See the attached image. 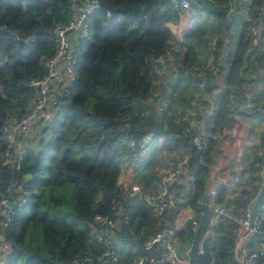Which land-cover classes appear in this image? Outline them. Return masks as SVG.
<instances>
[{
  "label": "trees",
  "instance_id": "trees-1",
  "mask_svg": "<svg viewBox=\"0 0 264 264\" xmlns=\"http://www.w3.org/2000/svg\"><path fill=\"white\" fill-rule=\"evenodd\" d=\"M258 1L250 0L253 19ZM98 2L100 7L87 15L86 34L76 40L74 79L68 82L50 123L44 126L47 139L39 140L38 150L22 156L19 169L1 164L6 145L0 131V190L25 173L31 175L23 183L25 200L13 208L5 232L13 241L5 264H69L75 256L97 254L103 246L91 238L93 215L109 211L116 201L121 202L129 219L115 235L113 248L118 259L108 264H128L141 251L144 238L157 229L159 218L143 194L119 195L115 182L123 161L128 162L143 193L153 196L159 190V154L189 150L196 188L188 201L201 210L198 200L203 198L207 177L202 162L216 159V140L210 138L200 159L179 118L191 106L197 90V78L190 67L207 58L211 43L221 44L232 0H192L197 13L190 21L179 17L168 0ZM239 9L235 5L230 12L238 14ZM71 16L70 0H0V130L9 117L25 112L33 95L31 81L46 74L45 61L56 50L53 27L68 22ZM250 23H235L228 51L233 59L224 75L225 87L217 93L212 113L205 120L212 134L240 141L247 137L248 121L233 118L228 109L230 95L239 93L248 82L246 73L253 63L264 59L258 54L245 61ZM178 27L183 32V50L177 72L167 76L166 84H159L169 88L170 94L166 110L157 114L148 103L154 88L148 63L165 51ZM183 68H188L187 74ZM261 79L264 86V75ZM154 125L165 126L168 136L151 133L148 153L134 163L127 161L125 138L139 139ZM141 130L146 133L142 135ZM158 137L163 141L153 144ZM226 165L232 173L233 164ZM65 183L74 185L70 219L58 210L63 200L56 190ZM233 224L228 218H219L209 230L212 264H232Z\"/></svg>",
  "mask_w": 264,
  "mask_h": 264
},
{
  "label": "built area",
  "instance_id": "built-area-1",
  "mask_svg": "<svg viewBox=\"0 0 264 264\" xmlns=\"http://www.w3.org/2000/svg\"><path fill=\"white\" fill-rule=\"evenodd\" d=\"M72 5L71 19L66 23H55L52 33L55 39L56 50L52 57L45 61L46 74L32 80L33 95L23 114L9 117L2 125L1 135L5 142L1 164L20 168V160L28 149L18 137V132L29 135L36 126L47 125L52 113L48 104H56L60 95L53 94L58 74L55 70L57 63L62 64L68 77V82L74 79L73 64L74 50L71 49L69 37L74 39L86 34L87 15L100 7L98 0H70ZM176 14L184 20H192L197 13L192 7V0H168ZM233 1V0H232ZM250 0H239V13H227V28L221 37V44L215 42L207 47V58L193 65L191 70L197 78V90L191 106L184 109L179 120L184 123V131L188 136L195 153L201 157L207 152L210 138L216 140L217 156L214 161L202 162L207 168V177L202 189L203 198L198 203L205 202L211 209L205 234L216 226L219 218H228L233 221L231 229L232 264H264V193L257 207L251 213L260 193L264 189V92L255 85L254 79L264 75V59L253 63V68L247 71L248 94L232 93L228 109L233 116L255 118L258 117V132L260 141L250 160L249 166L244 164V154L240 148V139H230L220 133L212 134L206 128L205 120L210 117L215 102L216 88L212 84L214 78L222 75L224 66L228 67L233 59V53H228L229 43L235 34V23L238 20L251 22L248 27V38L244 54L245 61L252 60L256 55L264 56V0H259L255 6L256 17L251 18L249 12ZM230 12V13H229ZM106 15L109 12L106 11ZM184 37L180 27L169 41L165 51L153 57L148 63V74L151 76L154 88L148 98L157 114L163 113L168 106L170 89L161 86L168 82L167 74L177 72L175 60L181 56ZM214 56L215 60H214ZM188 68H183L187 74ZM212 79V81H211ZM161 84V85H159ZM225 86L223 85V88ZM257 91V92H255ZM261 92V93H260ZM244 95L242 99L241 96ZM212 107L211 109H209ZM204 124V128L201 124ZM41 124V126H40ZM40 129V128H39ZM38 129V130H39ZM152 134H145L139 139L126 137L124 144L128 149L130 163L143 158L149 150ZM47 139V136L45 137ZM160 143L156 140L153 142ZM167 155V166L162 168L158 192L150 196L144 194L138 182L134 179V172L129 170V177H122L119 170L116 178V188L122 198L142 195L149 202L152 211L159 218L157 229L148 235L141 244V251L135 254L128 264H156L158 261L165 264H200L189 263L188 254L182 256L179 252L181 233L191 239L198 227L202 211H197L188 201L196 188L193 168L191 166L192 152L180 148L169 154L162 151L159 156ZM159 157V158H160ZM227 163L233 164V172L227 171ZM128 167V162L124 163ZM159 167V165H157ZM163 167V166H161ZM23 176L20 180H11L3 191L0 190V264H5L9 248L13 241L5 237L9 226L13 208L25 200ZM222 191V194H221ZM128 214L124 211L120 201H116L111 209L105 213H95L91 221V238L103 248L95 255L85 254L75 256L69 264H108L117 261L114 251L116 232L123 223L128 222ZM189 251V250H188ZM211 252V251H210ZM212 264V263H211Z\"/></svg>",
  "mask_w": 264,
  "mask_h": 264
},
{
  "label": "crops",
  "instance_id": "crops-1",
  "mask_svg": "<svg viewBox=\"0 0 264 264\" xmlns=\"http://www.w3.org/2000/svg\"><path fill=\"white\" fill-rule=\"evenodd\" d=\"M233 2V6H235V5H239V0H233L232 1ZM73 36H75V34H71V36L69 37V40H70V46H71V49L72 50H74V47H75V44H76V40H77V38L76 39H74L73 38ZM178 62V60H177V58H176V60H175V63L174 64H176ZM55 70H56V72H57V74H58V79H57V81H56V87L53 89V94H57V95H62L63 93H64V91H65V89H66V86H67V84H68V77H67V75H66V73H65V71H64V69H63V66H62V64H59V63H57L56 65H55ZM227 71V67H225L224 66V70H223V73H222V75H220V76H218V77H216V78H214L213 79V81H212V79H211V81H212V84L214 85V88H216V90H217V93H219L220 92V90L223 88V85H224V75H225V72ZM169 74H171V72H169L168 74H167V76L169 75ZM263 76H260V77H256L255 79H254V82H255V85L258 87V88H260L261 90H262V92H264V86H263V84H262V78ZM248 82H246L241 88H239L240 89V92L241 93H243V94H248V92H250L251 90V88H249L248 87V84H247ZM255 92H257V91H255ZM217 93L215 94V97L214 98H216V95H217ZM261 93V92H260ZM241 98L243 99L244 98V95H242L241 96ZM216 100V99H215ZM212 107H210L209 109H211ZM48 109L50 110V112L51 113H53V111H54V109H55V105L54 104H48ZM233 116V115H232ZM237 118L236 116H233V118ZM258 117H255V118H251V117H247L246 118V120L248 121L247 122V125H248V129L246 130V134L247 135H249L251 132H253V131H255L256 132V130H258ZM250 120V121H249ZM40 126H41V124H40ZM45 126H47V125H45ZM201 126L204 128V124L202 123L201 124ZM40 128V129H39ZM162 128H166L165 126H163ZM39 129V130H38ZM257 134H259V132L257 133ZM43 136H47V133L46 132H44V126H42V127H39V126H36V128L34 129V132L32 133V134H29V135H23V134H21L20 132H18V137L23 141V143H24V145L28 148V149H34L37 145H38V142H39V140L40 139H42L43 138ZM231 139V138H230ZM232 139H238V138H232ZM245 139V141L246 142H248V140L246 139V138H244ZM157 140H159V141H163V138L162 137H158L157 138ZM252 140H253V138H252ZM246 142H241V141H239V144H240V147L242 148V144L243 145H245L246 144ZM253 142H255V147H254V152H255V150H256V147L260 144V145H262L263 143V140H262V142L260 141V137L258 136L257 138H256V140L254 139L253 140ZM243 151V150H242ZM243 154H244V152H243ZM253 157V156H252ZM252 157H250L249 159H246L245 158V156H244V164H245V166L247 165V166H249V164H250V160H251V158ZM125 162L123 161L122 162V164L120 165V172H121V176L122 177H129V170H130V168L129 167H127V166H125V164H124ZM246 166V167H247ZM233 169V168H232ZM181 241H180V243H179V252H180V254L182 255V256H186L187 254H188V250H189V238H188V236L187 235H185V233H182L181 234ZM156 264H165V263H163V262H160V261H158Z\"/></svg>",
  "mask_w": 264,
  "mask_h": 264
},
{
  "label": "water",
  "instance_id": "water-1",
  "mask_svg": "<svg viewBox=\"0 0 264 264\" xmlns=\"http://www.w3.org/2000/svg\"><path fill=\"white\" fill-rule=\"evenodd\" d=\"M49 124L50 119L46 120ZM152 134H160L164 136H168L169 130L166 128H162L158 125H154L150 130ZM146 132L141 130V134L144 135ZM24 176L28 179L30 178V173H25ZM264 193V189L260 193L251 213H253L257 207V204ZM201 215L199 217L198 227L191 239V244L188 252V261L189 263H200V264H211L213 261L212 254L209 249V240L208 236L205 234V230L207 227L208 220L211 216V209L204 202L201 206Z\"/></svg>",
  "mask_w": 264,
  "mask_h": 264
},
{
  "label": "rangeland",
  "instance_id": "rangeland-1",
  "mask_svg": "<svg viewBox=\"0 0 264 264\" xmlns=\"http://www.w3.org/2000/svg\"><path fill=\"white\" fill-rule=\"evenodd\" d=\"M236 123H238V121H236ZM244 126H246V124L243 123V127ZM257 133H258V130H256V132L253 131L249 135H247L246 139L248 140V142H246L245 139L241 141L242 143L246 142L245 145L242 144V148L240 147L243 150L244 156L246 159H249L254 154L255 142H253V140L254 139L256 140V138L259 136V134ZM43 138H45V136H43ZM166 156L167 155L165 154H163V156L161 155V157L159 156L160 158L157 161V165H159L158 173H161L162 168L167 166ZM227 171H230V170L227 169ZM73 188H74L73 183H65L59 186L56 190V194L60 196L63 200L62 204L58 207V210L60 211L61 214H64L67 219H70L73 216ZM188 238H190V236H188Z\"/></svg>",
  "mask_w": 264,
  "mask_h": 264
}]
</instances>
